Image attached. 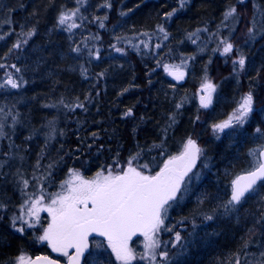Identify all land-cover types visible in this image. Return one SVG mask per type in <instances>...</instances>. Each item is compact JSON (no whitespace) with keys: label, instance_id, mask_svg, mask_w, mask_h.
Returning <instances> with one entry per match:
<instances>
[{"label":"trees","instance_id":"trees-1","mask_svg":"<svg viewBox=\"0 0 264 264\" xmlns=\"http://www.w3.org/2000/svg\"><path fill=\"white\" fill-rule=\"evenodd\" d=\"M103 3L104 0H87L81 12L88 19L78 20L82 27L69 33L57 26V18L65 8H76L75 0H0V35L14 29L12 35L0 40V63H15L21 69L16 75H22L27 81L18 89L0 88V108L5 113L18 114L14 128L10 116L5 121L8 138L0 141V153L9 151L8 145L13 143L11 151L17 156L13 164L31 178L33 166L43 151L41 170L54 163L53 183L50 187L45 183L47 191L54 192L59 191V184L67 179L70 169H79L86 178H91L101 168L115 167V160L123 164L140 149L144 150L140 162L149 163L153 171L158 170L163 159L176 154L182 142L192 136L206 150L210 169H203V178L194 182L190 194L170 210L168 221L182 236L193 232V218L196 225L193 243L173 264H228L237 252L241 264H245L246 253L248 260L253 259L252 254L259 258V252L264 251L258 246L264 244V229L259 225L254 243L246 252L241 249V238L246 229L252 227L251 214L255 213L258 219L261 207L258 199H250L244 205L239 213L240 223L219 216L213 221H204L200 213L211 212L218 202L215 197L227 199L230 180L248 167V150L260 143L254 129L257 126L264 129V37L250 43L246 42L245 33L255 12L253 4L264 10V0H245L244 3L186 0L183 8L179 0H111L110 9L100 7ZM229 6H236L238 23L228 21L229 27L225 28L221 21ZM173 9H177L176 14L165 20L164 14ZM121 12L128 15L121 16ZM105 15L108 17L103 21L105 27L100 28V22L94 17ZM257 22L259 25L264 20L257 17ZM161 24L169 33L167 40L157 30V25ZM21 26L25 31L35 26L36 35L22 50L3 59L21 32ZM205 28L207 32L201 31L193 37L197 39L196 44L188 39L190 33ZM231 28L235 31H230ZM145 32L151 36L148 48L139 43L149 39L143 35ZM94 36L100 39H91ZM117 36L125 39L118 42ZM229 37L236 46L231 57L214 53L218 40ZM127 40L139 44L140 50H134ZM82 41H87L89 49L99 48V60L88 57V49L79 54L71 51L76 44L83 48ZM113 44L124 47L126 54L116 53L111 47ZM156 44L161 47L156 48ZM240 52L247 56V65L237 78L231 59ZM164 64L180 65L188 74L187 81L183 85L175 82L164 70ZM82 68L87 69V78L82 75ZM6 70L14 72L11 68L0 69V81ZM101 72L105 73L103 77L99 76ZM205 74L218 84L212 110L202 108L197 98ZM125 88L129 91L121 95ZM249 90L255 97L249 124L227 130L230 134H221L216 140L211 125L226 119L240 96ZM61 99L68 105L83 102L87 110L70 111L59 104ZM181 102L183 106L177 109L176 105ZM49 104L57 106L45 107ZM129 108L133 115L125 117ZM174 113L176 123L169 127ZM50 121L53 124L50 125ZM53 127L55 138L49 140ZM165 128L168 131L164 155L160 149L148 151L164 138L162 129ZM94 132L96 137L92 136ZM19 156L24 157L22 162ZM4 171L9 175L0 177V200L7 203L8 208L0 212V262L5 264L20 253L33 258L48 255L58 259L36 240L42 233L39 226L23 234L11 227V216L19 214V206L26 197L11 182V171L8 168ZM35 190L31 186L27 189L28 192ZM205 192L211 194L212 199L198 205L197 195ZM181 220L183 222L179 223ZM172 236V233H163L162 239L169 241ZM104 249L95 251L93 245L91 251L107 256L104 253L108 250ZM112 259L114 261V257ZM58 260L65 262L64 258Z\"/></svg>","mask_w":264,"mask_h":264},{"label":"snow or ice","instance_id":"snow-or-ice-1","mask_svg":"<svg viewBox=\"0 0 264 264\" xmlns=\"http://www.w3.org/2000/svg\"><path fill=\"white\" fill-rule=\"evenodd\" d=\"M78 5L74 9L65 8L61 11L57 18V26L63 28L64 31L72 33L74 29L82 27V23L77 21H85L88 18L81 12L87 0H75ZM244 3L245 0H239ZM186 0H179L180 7L185 6ZM102 8L110 9L112 7L111 0H104L100 5ZM255 9L251 26L245 33L246 42L254 43L258 38L264 37V23L258 25L257 17L264 20V10L258 4H253ZM177 12L173 9L164 14V19H171ZM121 16L128 13L121 12ZM238 12L236 6H229L223 13L221 26L228 28V21L238 23ZM108 17H94L99 21V27L104 28L103 23ZM10 23V21H9ZM220 26H218L219 28ZM157 30L162 34L164 40L168 39L169 33L161 24L157 25ZM14 31V29H13ZM9 31L4 35H0V40H4L6 36L13 34ZM207 32L208 29H197L195 33H190L188 39L193 43H197L198 33ZM230 31H235L231 28ZM36 35L35 26L27 31L21 26V32L17 35L16 41L8 49L3 59L12 55L14 51L22 50L28 45L29 40ZM149 39L141 40L145 48L150 47L151 36L148 32L143 33ZM216 35V33H212ZM93 40H99V36L91 37ZM124 37L117 36L119 42ZM83 48L80 44H76L71 51L77 54L84 49H88L87 56L96 60L100 59V50L88 48L87 41H82ZM127 44L134 50L139 51V44H134L132 40H127ZM116 53L126 54L124 47L111 45ZM160 48V44L155 45ZM236 46L229 38H220L217 47L213 52L220 53L222 56L231 57ZM203 49H201L202 51ZM194 59V57H191ZM211 62V61H209ZM159 63V62H158ZM185 64L186 61H182ZM233 65V73L239 75L246 70L247 56L240 52L234 59H231ZM164 70L175 80H183L186 73L181 70L180 65H163ZM11 68L14 72L5 71L4 78L0 81V88L18 89L26 84L22 75H16L21 72L15 63H0V69ZM82 75L87 78V69L82 68ZM105 73L101 72L100 77ZM260 72L257 70V78ZM150 82V81H149ZM217 90L214 84L205 74L204 82L201 86L200 106L208 108L213 102V94ZM129 91L128 88L123 89L124 92ZM90 95V94H89ZM77 100L79 98L77 97ZM59 104L75 111L77 108L84 109L85 103L79 102L75 105L65 104L61 99ZM255 97L252 90L240 96L236 107L228 115V117L219 123L211 125L214 138L219 140L221 134H230L227 130H235L237 127L244 128L249 124L250 117L254 112ZM56 104L45 105V107H56ZM183 106V102L177 104V109ZM133 115L132 109L129 108L124 113L125 117ZM12 119V127L18 123V114L11 111L5 113L0 108V141L8 138L5 131V121L8 117ZM199 120V116L196 117ZM171 124L176 123L175 113L170 117ZM49 124H53L52 121ZM168 129H162L165 134L159 144L154 143L148 151L153 148L160 149L161 155L165 153L164 140L167 139L166 133ZM256 138L260 143L256 147L248 150V167L240 174H236L229 183V191L227 199L215 197L218 201L212 208L210 213L201 212L204 221H213L217 217L235 219L238 223L242 221L239 213L244 205L250 199H258L261 207L259 209L258 219L255 213H252V227L246 229L245 236L241 238V249L246 250L254 243V237L257 235V225L264 229V129L257 126L254 129ZM93 137L97 133H92ZM55 138V128L53 127L48 134V139ZM10 139V138H9ZM31 139V137H28ZM47 146V140L45 142ZM9 151L0 153V177L9 175L8 168L11 171L12 183L23 197H26L19 206V214L11 216V227L18 233H25L28 229H36L37 226L42 229V233L36 237L40 243H46L53 253H57L61 257H66L65 264H173V260L187 253L189 246L193 243L195 235V220L193 218V232L187 237L182 236L180 231H174L175 225L167 223L170 210L179 205L191 192L194 182H199L203 176V169H210L209 157L206 150L192 136H188L181 144L180 150L176 154L167 155L158 170L153 171L149 163H141L143 149L130 155L128 159L121 164L118 160L114 161L115 167L108 166L101 168L91 178H86L79 169H70L67 179L59 184V191L48 192L45 183L50 187L53 183L54 163H49L46 168L42 169L41 160L44 158L43 151L38 156L31 178H27L21 167L13 164L17 156L13 154L11 149L13 143L8 145ZM90 147V146H89ZM22 162L23 156L18 157ZM62 159V158H61ZM200 165V168L197 165ZM35 181V184L32 182ZM36 190L28 192L29 187ZM212 199L211 194L205 192L198 194L196 202L203 205L206 201ZM8 204L0 200V212L7 211ZM48 214L47 224L41 222V213ZM195 216V214H194ZM187 219V218H184ZM183 220L179 221L182 223ZM163 233H172L171 240L164 241ZM97 235L104 238L105 244H95L96 249L106 247L110 250L107 256L100 252L93 253L90 249L93 247L90 243V237ZM140 235L143 237V251L137 252L130 246L133 237ZM264 248V244L258 245ZM175 249V252H173ZM253 255L252 260L247 259L245 255V264H264V251L259 252V258ZM114 257V261L113 258ZM5 264H61V261L54 259L48 255L31 257L24 253H20ZM228 264H241L240 253H234L233 259Z\"/></svg>","mask_w":264,"mask_h":264},{"label":"rangeland","instance_id":"rangeland-1","mask_svg":"<svg viewBox=\"0 0 264 264\" xmlns=\"http://www.w3.org/2000/svg\"><path fill=\"white\" fill-rule=\"evenodd\" d=\"M214 83V82H213ZM214 84H216L217 85V90H218V84L217 83H214ZM217 90H216V92H217ZM216 92L213 94V102H212V104H211V106L210 107H208V108H205V109H207V110H212V107H213V104H214V101H215V96H216ZM203 93L201 92V89H200V91L198 92V95H197V98H198V100H199V103H200V96L202 95ZM199 143V142H198ZM41 218L43 219V220H45V223H43V224H47V222H48V214L46 213V212H44V213H41ZM42 222V221H41ZM167 223L169 224V225H171L170 223H169V221H167ZM100 242H102V241H94L93 242V245H94V250L96 251V250H100V249H96L95 248V244H97V243H100ZM143 243H144V241H143V237L142 238H140V239H138L137 241H135V242H132V243H130V246L131 247H133L137 252H140V251H143ZM39 244H41V245H44L51 253H53L52 251H51V249L47 246V244L46 243H40L39 242ZM104 250H108V251H106L104 254L105 255H108L109 253H110V250L109 249H106V247H105V249ZM103 251V250H102ZM99 252V251H98ZM55 256H56V258H58V259H60V258H64L65 259V261H66V257H61V256H59L57 253H53Z\"/></svg>","mask_w":264,"mask_h":264},{"label":"water","instance_id":"water-1","mask_svg":"<svg viewBox=\"0 0 264 264\" xmlns=\"http://www.w3.org/2000/svg\"><path fill=\"white\" fill-rule=\"evenodd\" d=\"M171 78H172L175 82H177L178 84L183 85V84L187 81V79H188V74H186V75L184 76V79H183V80H179V81L175 80L172 76H171ZM197 166H198V165H197ZM141 237H142V236L137 235V236L133 237V239H132L131 242H133V241H135V240H137L138 238H141ZM93 239H99V240L104 241V238H103V237L97 236V235H95V234H94L92 237H90V243L92 242ZM90 250H91V249H90ZM61 264H65V263H61Z\"/></svg>","mask_w":264,"mask_h":264},{"label":"flooded vegetation","instance_id":"flooded-vegetation-1","mask_svg":"<svg viewBox=\"0 0 264 264\" xmlns=\"http://www.w3.org/2000/svg\"><path fill=\"white\" fill-rule=\"evenodd\" d=\"M39 256H42V255H39ZM13 258H14V257H13ZM0 264H4V263L0 262Z\"/></svg>","mask_w":264,"mask_h":264},{"label":"bare ground","instance_id":"bare-ground-1","mask_svg":"<svg viewBox=\"0 0 264 264\" xmlns=\"http://www.w3.org/2000/svg\"><path fill=\"white\" fill-rule=\"evenodd\" d=\"M197 167H199V163H198V166Z\"/></svg>","mask_w":264,"mask_h":264}]
</instances>
